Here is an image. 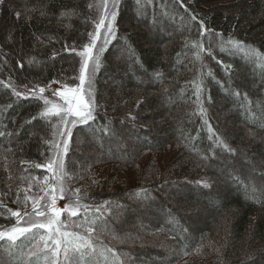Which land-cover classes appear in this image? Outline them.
<instances>
[{"label":"trees","instance_id":"obj_1","mask_svg":"<svg viewBox=\"0 0 264 264\" xmlns=\"http://www.w3.org/2000/svg\"><path fill=\"white\" fill-rule=\"evenodd\" d=\"M116 8L92 82L95 119L71 129L63 155L69 199L79 189L89 217L111 202L92 264H264V60L245 51L264 56V0ZM105 11V0L0 4V230L15 223L6 209L43 196L44 177L55 183L35 165L63 125L40 115L39 88L79 85L78 53ZM30 249L0 242V264L34 260Z\"/></svg>","mask_w":264,"mask_h":264},{"label":"snow or ice","instance_id":"obj_2","mask_svg":"<svg viewBox=\"0 0 264 264\" xmlns=\"http://www.w3.org/2000/svg\"><path fill=\"white\" fill-rule=\"evenodd\" d=\"M118 2L119 0H113V8L116 7ZM2 3H4V0H0V4ZM105 5H107V0H105ZM41 15H44V13L42 12ZM110 15L111 18L109 19L106 12L105 16L100 18L96 24L95 34H90L92 36L91 42L84 45L83 50L78 53L81 57L79 85L76 87L62 85V90H54L52 95L58 96L60 103L44 97L45 87L39 88V97L43 99L46 106L40 115L48 118L57 117L64 128L58 133L62 137L71 136L69 125L72 127L78 124L87 125L95 119L96 104L92 96V82L96 71L100 67V58L99 54H94L93 50L96 48V41L100 39V29L105 27L106 20H108V23L104 34V43L106 44L115 35L116 30L113 21L116 19V12L112 11ZM17 16H19V13H17ZM192 18L196 19L195 16ZM201 25H203V22H201ZM228 43L237 48L242 49L243 47L241 42L234 39L229 40ZM193 47L198 49L197 58H199L200 52L206 51L200 43L194 44ZM103 51L104 47L102 45L99 52ZM245 51L246 54L264 60V56H260L253 49H246ZM32 92L34 95L36 94L34 89ZM15 94L20 95V93ZM129 118L135 120V117L131 114H129ZM103 131L108 132L109 129L105 127ZM218 143L226 149L228 148L223 141L218 140ZM52 149L54 150L53 156L48 159L46 165L36 164L35 167H46L53 174L55 183L48 184V177H44L45 183L41 187V191L44 192L43 196L33 197L25 194L21 209L16 211L6 209L10 217L15 218V223L7 229L0 230V242H7L10 247H16L21 238L29 240L31 249L26 255L33 257L34 260H29L26 264H92V258L97 254L93 237L97 232V224L102 220L104 213L109 210L107 206L111 202L105 201L97 206L95 213L98 215L89 217L90 206L81 204L78 195L80 190L76 189V199H70L63 207H58L57 199H64L66 193L64 177L68 173L65 171L63 155L67 152L68 140L63 141L62 149L59 142H52ZM204 187H208V185L204 184ZM30 188L31 185L29 190ZM27 191L25 190L26 193ZM141 193L146 196V190L142 189ZM137 195H140V193ZM29 201L31 202L30 208ZM62 216H66V219H61ZM73 217H81V219L76 221L72 219ZM123 242L121 240V243ZM107 251L111 252L112 250L108 249ZM99 255L103 256L104 253L100 252ZM119 259V256H116V260L119 261ZM105 260H107V257H105Z\"/></svg>","mask_w":264,"mask_h":264},{"label":"rangeland","instance_id":"obj_3","mask_svg":"<svg viewBox=\"0 0 264 264\" xmlns=\"http://www.w3.org/2000/svg\"><path fill=\"white\" fill-rule=\"evenodd\" d=\"M116 7H117V5H116ZM116 7L113 8V0H107L106 11L104 13V16H105V14L107 12L108 17L110 19L111 18V15L110 14H111L112 11H115L116 12V9H117ZM107 23H108V20L105 21V27H103V28L100 29V39H98L96 41V48L93 50L94 51V54H96V53L99 54L100 47L102 45H103V47H105L112 40V38H113V36H112L106 44L104 43V34H105V30H106ZM113 26L115 28V21H113ZM76 86H78V85H76ZM76 86H70V87H76ZM58 89L59 90H62V85H60V84H52L48 89L45 90V92L48 93V95H46L47 98L49 100L53 101V102L60 103L61 101H60L59 97L52 95V92L54 90H58ZM92 95H93V91H92ZM69 127H71V129L73 128L71 125H69ZM62 130H64L63 126L61 127L60 131H62ZM65 139H67L69 141V137H62V136L59 135L58 142L61 145V149L63 148V141ZM70 199L71 200H75L76 198L75 199L70 198ZM70 199L68 198V196L65 193L64 199H59V198L57 199V206L58 207H63L66 203L69 202Z\"/></svg>","mask_w":264,"mask_h":264}]
</instances>
